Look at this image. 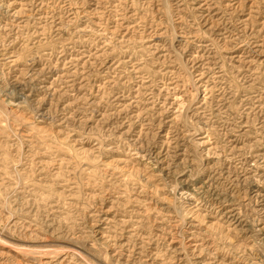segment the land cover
<instances>
[{
    "label": "rangeland",
    "instance_id": "rangeland-1",
    "mask_svg": "<svg viewBox=\"0 0 264 264\" xmlns=\"http://www.w3.org/2000/svg\"><path fill=\"white\" fill-rule=\"evenodd\" d=\"M0 264H264V0H0Z\"/></svg>",
    "mask_w": 264,
    "mask_h": 264
}]
</instances>
